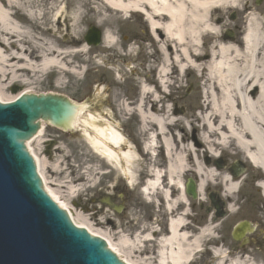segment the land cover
<instances>
[{"label": "bare ground", "instance_id": "obj_1", "mask_svg": "<svg viewBox=\"0 0 264 264\" xmlns=\"http://www.w3.org/2000/svg\"><path fill=\"white\" fill-rule=\"evenodd\" d=\"M218 1L221 0H81L77 5L72 0H53L54 6L50 7L52 0H0L1 103L12 102L19 96L30 94V85L43 80L47 73L56 75L54 82L59 87L63 84L64 75L79 76L84 71L89 62L88 54L91 53L90 48L83 46L78 40L85 10L94 18V22L99 23L103 15L111 21L114 14L122 15L129 11L145 16L150 26L148 30L151 38L155 40L154 44L161 58L157 69L160 83L156 90L166 87L173 71H196V80L201 87L192 123L181 117L159 116L153 108L145 111L143 104L152 102L148 98H156L157 95L155 88L150 85L139 89L141 97L134 108L138 112V130L145 137V148L150 152H154L153 148L159 145L166 160L161 166L155 165L152 159L141 171L138 154L131 149L122 152L119 146L124 143L123 138L112 125L96 122L97 118L91 114L88 117L80 116L85 106L78 107L79 111L72 123V130L80 126L82 135L93 151L118 168L129 183L140 179L141 193L148 203L152 204L157 194L161 197V205L170 213L178 206L187 207V211L182 209V213L168 221V233L165 237L153 241L149 235L143 238L146 242L155 244L157 250L153 252V259L156 264L190 263L192 251H196L200 260L205 239L213 235L209 226L201 229L196 239L181 232L185 228L187 212L192 210L191 202L184 193L183 181L187 174L196 176L200 206L206 194L216 191L227 201V213L237 214L235 196L243 190L246 179L242 176L234 177L228 165L217 169L212 161L218 157L227 159L225 164L230 160L239 162L241 158L250 170L255 180L254 191L258 194V205L254 206L253 211L264 223V30L249 18L239 44H218L215 48H210L209 55L207 54L209 57L204 55L201 49L202 33L214 29L209 20L212 8L218 5ZM100 6L105 8L104 12L100 11ZM50 11L55 12L54 29L44 25V19ZM66 15L71 17L68 19ZM187 17L191 19L186 26ZM161 18L168 20L165 25L161 23ZM61 19L63 21L60 23ZM197 24L201 25V29L196 27ZM59 27H65L66 30L63 42L47 36L62 34ZM160 31L163 38L175 44L171 51L164 46L163 39L159 36ZM188 36L191 37L194 49L186 46ZM68 37L74 41L73 44L67 43ZM103 44L114 45L108 29L104 31ZM76 56L80 58L78 67L73 63ZM11 85L14 88L21 87L22 90L8 96L5 92ZM154 102L157 103L153 100ZM189 129L196 134V146L193 139H186ZM41 132L40 130L36 138L27 143V148L35 160L46 193L69 214L75 226L85 228L92 236L104 239L108 248L124 263L140 264L132 256L139 251L136 239L131 241L126 237H119V241L113 243L106 231L94 229L81 214L77 213L73 217L69 206L60 200L59 189L49 187L50 182L45 174L47 163L30 147L31 143L38 140ZM204 154L207 164L201 162L200 156ZM86 180L90 182L93 178L86 176ZM67 189L77 191L73 186ZM212 238L213 236L210 237ZM248 242L249 237H246L245 244ZM219 245L215 244L211 249L214 264H256L242 256L229 258ZM122 247H125V251Z\"/></svg>", "mask_w": 264, "mask_h": 264}, {"label": "rangeland", "instance_id": "obj_2", "mask_svg": "<svg viewBox=\"0 0 264 264\" xmlns=\"http://www.w3.org/2000/svg\"><path fill=\"white\" fill-rule=\"evenodd\" d=\"M72 1L79 5L81 0ZM239 1L240 0H221L218 1V6H224V8L221 10L224 11L225 8H227L232 2L235 4ZM53 6L54 2L52 0L50 7ZM100 11L104 12L105 8L100 6ZM211 14L212 19H210L209 23H211L214 27L213 17L217 16V14L213 11ZM54 15L55 12L53 11L52 13V11H50L49 15L44 19V25L51 26L54 29ZM134 16L139 17L140 15L136 13L134 14V12L131 11L123 13L122 15L114 14L111 21H109L107 17L103 15L99 23L98 21L94 22V18L92 19V16L88 15L85 10L83 23L79 27L78 36V40L82 43V45H85L84 36L87 34L89 28L91 27L104 31L108 29L111 32L114 45L109 46L101 43L97 47H91V53L88 54L89 62H87V65H85V68H87L86 72L88 73L83 74V76L82 73L79 76L64 75L63 84L59 87H57L54 82L56 77H54L53 75L47 76L43 80L40 79L30 85V87L32 88L30 94H52L64 96V98L69 99L74 103H78L79 105H92L89 111L80 115L82 117H88V113H91V115L100 113V111L96 108L97 105H94L96 101H99L96 100V98H102L105 96H117L118 89L116 85H122V81H124L123 88L126 93L123 94L122 92H120V95H132L133 92L132 90L130 91L132 82L129 79L131 78L129 75V71L131 69H129V71H127L126 69V67L131 63L129 62L130 57L125 56L123 53H121V51L119 50V46L122 45L123 47L126 43H129L131 38L130 33L133 28L132 20ZM69 17L71 16L66 15V18L69 19ZM190 19V17H187L185 24L187 23V21L190 23ZM255 20L258 28H260L262 25L261 22H259L256 18ZM62 21L63 19L60 20V23ZM196 27L201 29L200 24H197ZM64 29L65 27H59V30H62V34L60 35L49 34L47 36L52 39H57V41L59 42H63L65 41L63 39V34L66 33V30ZM203 32V46H201V49L203 54H205L215 44H219L220 39L217 35V31H215L213 28H211V30L207 32ZM33 37H36V34H33ZM187 39L189 40V42L188 44H186V46L188 48L194 49V44L190 42L191 37L188 36ZM66 41L67 43L72 42V44L74 42L71 41L70 37H68ZM137 42L138 41H136V43ZM75 45H77V43ZM131 45H134L135 47L134 43H131ZM145 46H148L149 48V50L147 51L149 53L145 52L144 50V55H146V59L148 60L147 69H154L156 65H159L161 63V58L156 50L155 44L148 36ZM134 47H131L130 53L129 48L126 50V52L128 51V54H132ZM114 49H116V51H113ZM123 58H127L126 61H128L126 65L124 64L125 66H122V62L117 61L119 59H122L123 61ZM73 63L76 67L80 66V58L78 56L74 57ZM134 66L135 64H133V68ZM170 76H173L172 73L170 74ZM184 76L185 78H182V76H180L179 83H175V81L174 83H171L172 79L170 78L169 91L171 90V92H173V90H176L178 86L180 88L178 90V96L190 98L187 101L188 104L185 105V107L187 108L185 112V118H187V120L192 123L194 122L193 120H195L194 113L196 112V108L198 107L197 101L200 98L199 92L201 84L196 80V71H193L191 69L185 70ZM97 82L100 84L99 88L95 87V84H97ZM140 82L142 83L143 81L140 80ZM111 85H114V87H110ZM13 87L14 85L7 87L5 92L6 95H15L12 94ZM21 90L22 88L20 87L19 91ZM81 129L82 128L79 126L69 134H62V137L58 142L59 152L57 154L51 153L50 158L44 156V146L42 148V144L40 141L30 144V147L33 148L35 153H38L39 157L43 158L47 163L45 174L48 182H50L49 187L52 189H59L60 200L65 202L69 206L72 216L75 217L77 213L81 214L85 217L90 226H92L94 229H99L98 222L102 221L103 218L93 217L89 215L87 212L79 209L80 207L76 206V204H86V202L89 201L90 198H93L96 192L99 191L98 188L101 186V184L105 183V178L112 177L113 181H116L121 180L120 176L122 175L115 168H111L108 160L101 158L98 154L91 150L88 143L85 142L83 138H81ZM51 133H54L53 129H45V134L41 135L39 140L42 141L51 139L49 135ZM190 133L191 132L189 130L187 132L188 138L190 136ZM204 157L205 154L200 156L201 162H203ZM239 160L242 159L239 158ZM227 164L231 165L232 161H227ZM86 176L91 179L93 178V181L90 180V182H88L86 180ZM186 177L187 175L184 177V182L186 181ZM243 177L246 179V182L244 184L243 190L236 195L237 201H235V208L236 210H238L236 214L237 216L234 218L228 217V220H225L222 225L219 224L217 230L214 229L213 231V238H216L215 244L217 243V241L220 242L219 247H222L223 251L229 255V258H232L234 256H242L243 258L249 259L256 264H264V223L258 219L255 211H253L254 206L258 205V194L254 191L253 187V183L255 180L250 171ZM74 181H76L77 183H73ZM140 184V179H137V182H134L132 184L128 182L129 187H126L124 182L120 183V186L122 188L121 193L123 192L127 197H129L125 198L124 201L126 203L130 202V200L132 201L127 210V217L133 215V204L138 203L139 206L146 209L149 207V201H147L144 198L143 194L140 192ZM112 185L113 184H110L109 186ZM70 186L77 188V191L73 192L68 190L67 187ZM155 198L160 200V196L157 194H155ZM196 210H198L197 207ZM243 220L250 222L252 226L256 227L255 233L253 235V237H255L254 240L256 241V243L247 244L241 247L240 244H234L231 240V231L228 227V222L230 223L231 227L235 222H240ZM260 231H262V233H260ZM111 234L115 237V242L119 241V237L128 238V231L124 229L117 232L113 231L111 232ZM210 237L211 236H209V238L207 237L205 240L214 243L212 239H210ZM215 244H203L204 253L201 255L200 260H198V255H196V253L192 251L193 260L191 261V264H214L212 261L211 249ZM136 246H138L137 249L139 251L135 254H132L133 259L138 260L140 264H156L153 259V252L157 250L154 243L145 244L143 241L139 240V242L136 243ZM122 248V250L125 251V247Z\"/></svg>", "mask_w": 264, "mask_h": 264}, {"label": "water", "instance_id": "obj_3", "mask_svg": "<svg viewBox=\"0 0 264 264\" xmlns=\"http://www.w3.org/2000/svg\"><path fill=\"white\" fill-rule=\"evenodd\" d=\"M86 42L97 45L99 32L90 30ZM78 111L55 96L28 95L0 104V264H124L104 240L75 227L65 210L43 192L23 145L36 132L37 120L72 130ZM232 172L237 175L240 170L233 167ZM192 192L190 182L187 194ZM211 201L222 215L223 205L215 204V198ZM246 232L252 230L240 226L232 237L240 240Z\"/></svg>", "mask_w": 264, "mask_h": 264}, {"label": "flooded vegetation", "instance_id": "obj_4", "mask_svg": "<svg viewBox=\"0 0 264 264\" xmlns=\"http://www.w3.org/2000/svg\"><path fill=\"white\" fill-rule=\"evenodd\" d=\"M231 4L225 8L224 11L215 10L217 16L213 17V20L217 26L221 27L219 37L222 42L226 44H239L244 34L248 15H255V18L264 25V0H240L238 3H233L232 6ZM132 24L133 28L130 37L134 40V43L138 41L131 55V61L135 66L134 68L133 65L130 66L131 70L129 71L131 77L129 79L132 82L130 91L132 90L133 93L129 96H121L120 92L123 94L126 93L123 88L124 82L122 85L117 84V96L96 98V100L99 101H96L97 103L95 102L94 105H97L96 108L100 113H96L95 116L98 117L102 123L106 122L112 125L117 132L121 134L124 143L120 144L119 148L122 149V151H126L127 149L134 150V152L139 154V159L142 160L140 162H143L144 166H147L152 159H150L149 152L146 151L145 146L141 144L144 138H140L139 135L136 134L139 118L138 112L134 111V108L137 105V100H140L141 97L139 96V80L143 81V83L148 82L156 87L154 81L155 72L146 69L144 58L141 54H138L140 51L138 49L144 44L148 36L147 26L142 18L138 16L133 17ZM159 36L164 40L161 33ZM167 49L170 50V48ZM124 50H126V48H124ZM129 50L131 51V49ZM110 87H114V85ZM157 92H159V89ZM174 93L175 95L148 98V101L152 100V102H145L142 108H145V111L153 108V110H156L155 113L162 117L182 116L186 112L187 108L185 105L188 104L187 101L190 98L178 96V90H175ZM253 95L254 92L252 96ZM153 100L157 101V103H153ZM91 106L92 105L85 104V111H89ZM50 129H53L54 133L49 134L51 139L47 141L45 145L48 149V153H50L53 146L58 144L59 139L62 137V133H65L59 128L50 126ZM194 142L196 146V140H194ZM53 150L57 151V147H54ZM160 156L162 157V153H160ZM154 162L157 166H161V163H165L164 160L162 161L158 157ZM194 182L195 197L193 200L188 198L191 202L192 210L187 212V216L185 217V228H183L181 232H185L188 236L196 239L197 230L204 226L206 222H212L214 225H222L225 220H228L229 216L226 214L223 219L216 220L214 214L207 215L200 209L196 210V176L194 177ZM120 183V180L113 181L112 177H107L105 178V183L99 188L100 192L97 193L95 197L90 198L86 204L76 205L80 206L83 211L88 212L89 215L93 217H102L103 220L100 222V227L106 228L109 232H117L124 229L128 231L130 237L138 238L142 237V234H146L145 232L149 229L148 234L152 239H158L164 236L168 231L167 223L171 217L164 212L162 208H154V206H151L146 209L139 206L138 203L133 204V215L127 217V210L132 201L130 200L128 203L124 201L125 198L129 197L125 194H120ZM110 184L113 185L109 186ZM207 204L208 201L206 200L205 205ZM119 205H123V207L119 208ZM182 209L187 211V209H184L182 206V208L179 207L175 210L172 216L182 213ZM236 216L237 215H233L230 218ZM228 227H230L229 222ZM111 238L113 241L115 240L114 236Z\"/></svg>", "mask_w": 264, "mask_h": 264}]
</instances>
